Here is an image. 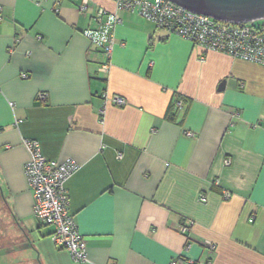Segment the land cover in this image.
Instances as JSON below:
<instances>
[{
    "label": "crops",
    "instance_id": "1",
    "mask_svg": "<svg viewBox=\"0 0 264 264\" xmlns=\"http://www.w3.org/2000/svg\"><path fill=\"white\" fill-rule=\"evenodd\" d=\"M99 7L114 11L112 0H0V264H264V66L122 11L101 76L83 34ZM22 139L76 162L64 187L85 262L33 216Z\"/></svg>",
    "mask_w": 264,
    "mask_h": 264
},
{
    "label": "built area",
    "instance_id": "2",
    "mask_svg": "<svg viewBox=\"0 0 264 264\" xmlns=\"http://www.w3.org/2000/svg\"><path fill=\"white\" fill-rule=\"evenodd\" d=\"M114 11L108 12L103 8H96L93 21L97 27L86 29L84 36L99 49L103 61L99 63L97 72L106 76L110 69V55L115 45L113 30L121 24L122 11L134 12L156 27L170 34L186 39L204 51L224 53L232 58H240L264 66V24H257V20L244 23H231L187 10L169 0H112ZM84 5L80 10L85 11ZM202 59V58H201ZM25 75L22 74V77ZM102 98L111 103L122 106L123 98L102 92ZM45 92H38L36 100L44 101ZM180 106L181 102L176 101ZM12 106V103H9ZM20 119L14 120L17 125ZM192 137L191 132L184 133ZM22 144L28 153L23 168L26 184L32 195V214L42 224L52 227L50 240L57 246L64 248L70 258L76 262L86 261V244L79 234L73 215L68 210V197L64 187L66 179L77 169L73 159L62 162L46 160L42 157L39 144L32 139H22ZM121 155L118 154L117 158ZM231 159L226 157L223 165L228 166ZM224 199L230 198V193H222ZM198 201L205 203L204 196ZM253 217L249 218L252 221ZM192 222L180 225L182 233L190 230ZM208 251L214 249L210 242L205 243ZM192 263V261H187ZM171 264H175L172 261Z\"/></svg>",
    "mask_w": 264,
    "mask_h": 264
},
{
    "label": "water",
    "instance_id": "3",
    "mask_svg": "<svg viewBox=\"0 0 264 264\" xmlns=\"http://www.w3.org/2000/svg\"><path fill=\"white\" fill-rule=\"evenodd\" d=\"M187 10L231 23L264 19V0H169ZM220 83L219 87L222 86Z\"/></svg>",
    "mask_w": 264,
    "mask_h": 264
},
{
    "label": "trees",
    "instance_id": "4",
    "mask_svg": "<svg viewBox=\"0 0 264 264\" xmlns=\"http://www.w3.org/2000/svg\"><path fill=\"white\" fill-rule=\"evenodd\" d=\"M177 100V99H176ZM175 100V101H176ZM174 116V113H173V111L172 110H170L169 112H168V117L169 118H172Z\"/></svg>",
    "mask_w": 264,
    "mask_h": 264
},
{
    "label": "rangeland",
    "instance_id": "5",
    "mask_svg": "<svg viewBox=\"0 0 264 264\" xmlns=\"http://www.w3.org/2000/svg\"><path fill=\"white\" fill-rule=\"evenodd\" d=\"M256 22H257V24H264V19L257 20Z\"/></svg>",
    "mask_w": 264,
    "mask_h": 264
}]
</instances>
